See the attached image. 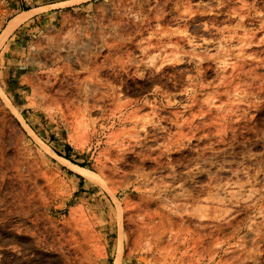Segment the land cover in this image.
Wrapping results in <instances>:
<instances>
[{
    "label": "rangeland",
    "instance_id": "374dc122",
    "mask_svg": "<svg viewBox=\"0 0 264 264\" xmlns=\"http://www.w3.org/2000/svg\"><path fill=\"white\" fill-rule=\"evenodd\" d=\"M24 12L0 264H264V0H0V35Z\"/></svg>",
    "mask_w": 264,
    "mask_h": 264
},
{
    "label": "bare ground",
    "instance_id": "6f19581e",
    "mask_svg": "<svg viewBox=\"0 0 264 264\" xmlns=\"http://www.w3.org/2000/svg\"><path fill=\"white\" fill-rule=\"evenodd\" d=\"M27 15H29V12H24V13H20V14H18L16 17H14V18H12L10 21H9V23L7 24V26H6V28H4V31H3V33L0 35V44L2 43V41H3V39L9 34V32H11L15 27H17L26 17H27ZM8 37V36H7ZM50 49V48H49ZM55 49V48H54ZM52 51V50H51ZM53 52V51H52ZM51 52V53H52ZM57 52V51H56ZM38 54V53H37ZM36 54V55H37ZM49 51H43V53L41 54V55H39L38 56V59H39V62L38 63H36L35 64V66H36V68L37 69H39V70H41V71H44V70H42V69H45L46 68V64H47V59H48V57H49ZM57 54V53H56ZM55 55V54H54ZM58 56H59V54H57ZM52 56V55H51ZM62 56V55H61ZM57 57V56H56ZM56 57H55V59H56ZM64 57V56H63ZM37 58V57H36ZM40 58H43V62L41 61V59ZM47 58V59H46ZM66 58H68L67 56H66ZM78 58V57H77ZM77 58H76V62L79 60H77ZM92 59V58H91ZM63 64V63H62ZM81 64H82V62H81ZM45 73V72H44ZM47 75L45 76L46 78H47V76H48V73H46ZM50 74V73H49ZM55 74V73H54ZM54 77H56V76H54ZM48 79V78H47ZM58 80V79H57ZM45 84V83H44ZM46 84H49V80L46 82ZM45 84V85H46ZM52 84V83H51ZM51 84L49 85V88L47 87V85L45 86V87H39L40 89H41V91L42 90H44L46 87L48 88V89H50L51 88ZM43 85V84H42ZM36 89H38V88H36ZM47 89V90H48ZM62 89V88H61ZM58 90V89H57ZM35 92H37V90H34ZM44 91H46V90H44ZM56 91V90H55ZM61 91V90H60ZM59 91V92H60ZM64 91H65V89H64ZM41 93L42 92H40L39 91V95H41ZM37 94H38V92H37ZM45 94V93H44ZM43 94V95H44ZM38 96V95H37ZM42 97H44V96H42ZM46 97H44V99H45ZM7 100V99H6ZM17 116H20V115H17ZM21 117V116H20ZM63 162H65L67 165H69L71 168H73L74 170H76L77 172H79L80 174H83V175H88L89 174V171L87 170V169H85L84 167H80V166H78V165H75V164H73V163H71L70 161H68V160H66L65 158H63V157H59ZM83 237V236H82ZM86 237H89L88 235L86 236ZM86 237H84V238H86ZM87 239V238H86ZM84 240V239H83ZM83 247V246H82ZM81 247V248H82ZM80 248V247H79ZM86 249V248H85ZM83 250V249H82ZM81 251V250H80ZM85 250H83V252H84ZM91 251V250H90ZM82 253V252H81ZM85 253V252H84ZM76 254V253H75ZM83 254V253H82ZM78 255V254H77ZM86 255V254H85ZM87 255H89V253L87 254ZM87 255H86V257H87ZM73 256V255H72ZM94 256V255H93ZM82 257V256H81ZM89 257V256H88ZM91 259V258H90ZM68 257H65V259H64V261L62 262V264H70L68 261ZM73 262V261H72ZM115 264H118V262L117 263H115Z\"/></svg>",
    "mask_w": 264,
    "mask_h": 264
}]
</instances>
